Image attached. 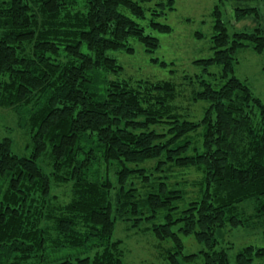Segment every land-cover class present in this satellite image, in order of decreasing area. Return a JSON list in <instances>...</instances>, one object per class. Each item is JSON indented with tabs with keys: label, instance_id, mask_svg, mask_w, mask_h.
<instances>
[{
	"label": "trees",
	"instance_id": "trees-1",
	"mask_svg": "<svg viewBox=\"0 0 264 264\" xmlns=\"http://www.w3.org/2000/svg\"><path fill=\"white\" fill-rule=\"evenodd\" d=\"M232 1L255 27L231 38L215 7L214 55L195 63L217 83L185 78L198 86L190 100L208 104L200 116L176 104L172 81L112 78L123 67L109 53H133L131 39L157 50L139 21L171 32L159 18L175 0H0V107L32 148L21 156L0 141V264H125L118 221L169 242V264H230L217 231L264 225V105L233 76L237 50L264 52L253 5L264 0ZM183 171L201 176L193 196ZM188 235L199 253L184 254ZM236 264H264V247Z\"/></svg>",
	"mask_w": 264,
	"mask_h": 264
},
{
	"label": "rangeland",
	"instance_id": "rangeland-1",
	"mask_svg": "<svg viewBox=\"0 0 264 264\" xmlns=\"http://www.w3.org/2000/svg\"><path fill=\"white\" fill-rule=\"evenodd\" d=\"M146 4L148 9L156 2ZM221 9L222 21L231 38L236 33L251 31L255 24L250 19L237 21L235 19V4L232 0H175V10L159 18V22L171 27V32L162 33L147 26V20L139 22L146 27V32L151 33L159 39V47L153 53L145 51L141 42L136 39L130 40L134 48L133 53L124 51H111L110 56L117 59L123 70L113 79L119 80H150V81H172L177 85L179 97L176 104L183 108L192 109L195 115L202 116L203 109L208 105L206 102L193 103L190 100L192 91L198 86L189 85L186 77L203 75V77L217 83L212 76L203 72L202 68L195 62L208 59L214 55L213 37L215 35L214 10L218 6ZM259 6L264 13V2L253 3ZM149 11H147V16ZM264 24V23H263ZM235 69L233 76L245 82L256 98L264 105V52L257 53L252 46L239 49L235 53ZM165 63L166 65H163ZM210 73L217 74L221 71L220 66H213ZM232 74V73H231ZM201 109V110H200ZM25 129L17 124V116L12 109L0 107V141L9 137L13 141V150L21 156H29L32 148L30 135ZM43 160H45L43 158ZM47 171V167L43 165ZM179 181L186 184L187 192L191 196L197 191L194 183L201 178L195 171L179 172ZM63 187L58 192L60 195L67 192ZM253 208H251L252 210ZM218 248H224L229 255L230 264H236L237 254L247 246L264 247V225L257 224V228L231 227L221 228L216 233ZM114 240L122 241L125 264H169L162 255V250L171 246L169 242L161 243L150 231L129 228L123 221H118L113 234ZM184 254H197L204 245L197 242L193 235L183 236ZM162 245V246H161ZM255 262H261L256 259ZM191 264H202L197 260Z\"/></svg>",
	"mask_w": 264,
	"mask_h": 264
}]
</instances>
